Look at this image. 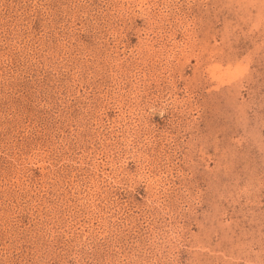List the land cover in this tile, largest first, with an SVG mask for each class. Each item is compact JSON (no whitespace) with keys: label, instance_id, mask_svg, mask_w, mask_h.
Masks as SVG:
<instances>
[{"label":"rangeland","instance_id":"rangeland-1","mask_svg":"<svg viewBox=\"0 0 264 264\" xmlns=\"http://www.w3.org/2000/svg\"><path fill=\"white\" fill-rule=\"evenodd\" d=\"M0 264H264V0H0Z\"/></svg>","mask_w":264,"mask_h":264}]
</instances>
